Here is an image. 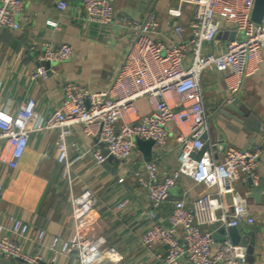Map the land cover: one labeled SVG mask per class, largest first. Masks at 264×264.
I'll return each mask as SVG.
<instances>
[{"label": "built area", "instance_id": "2783aa9c", "mask_svg": "<svg viewBox=\"0 0 264 264\" xmlns=\"http://www.w3.org/2000/svg\"><path fill=\"white\" fill-rule=\"evenodd\" d=\"M175 1L176 6L166 10L170 28L166 40L158 38L159 21L153 11L142 18L121 17L122 25L129 30L130 44L105 88L91 90L78 81L62 79L63 99L44 118L38 115L36 100L30 95L13 112L7 106L2 107L0 161L16 168L30 135L54 130L56 161L67 165L68 147L72 144L69 138L77 124L85 134L98 138L107 155L126 160L136 147L137 138L152 139L155 148L163 147L171 123L178 129L177 167L160 178L156 163L148 160L143 171L135 169L131 173L150 205L145 212L148 224L139 238L141 245L160 246L156 254L159 264H244V247L229 239L218 241L212 232L220 226L253 224L247 197L235 188L234 182L243 174L250 178L253 187L259 185L257 163L261 149L256 145L246 148L226 145L221 159L214 157L211 147L216 143L207 136L208 114L200 77L206 69L221 73L228 93L226 101L232 100L243 78L264 66V17L258 23L251 19L254 0ZM113 2L81 0L86 20L110 24L115 12ZM184 6L191 11L187 26L175 20ZM56 7L63 11L67 3L57 0ZM22 9V0H0V28H21ZM45 23L58 27L54 20ZM224 33L227 37L222 41ZM72 53L68 43L53 47L50 42H43L37 56L40 64L30 72V78L37 80L57 74L53 63L69 59ZM44 62L49 63L48 67ZM138 98H145L150 108L141 116L135 108ZM107 155L102 150L92 153L97 162H103ZM80 157L81 154L75 159ZM180 176L213 191L201 193L190 204L183 197L175 200L162 217L158 212ZM123 180L124 177L118 178V182ZM4 190L0 182V197ZM226 194L230 198L227 206L222 201ZM96 199L89 187L72 198L73 232L67 237L38 229L16 214H6L0 221V264H42V256L30 252L25 244L45 245L51 264L70 256L74 264L120 260L116 246L105 247L103 237L91 235L96 221ZM129 204V197L124 195L111 211L120 212ZM212 224L216 228L209 229Z\"/></svg>", "mask_w": 264, "mask_h": 264}, {"label": "crops", "instance_id": "0c3cea01", "mask_svg": "<svg viewBox=\"0 0 264 264\" xmlns=\"http://www.w3.org/2000/svg\"><path fill=\"white\" fill-rule=\"evenodd\" d=\"M22 1L21 28H0V109L7 106L13 112L30 95L36 100V111L41 118L61 103L62 79L78 81L91 90L108 86L130 44L129 30L120 20L123 15L142 18L148 11H153L159 21L158 38L166 40L170 31L166 10L176 6L175 0H114L112 22L99 25L86 20L81 0H65L67 7L63 11L57 9V0ZM190 17V8L184 6L175 20L187 26ZM48 19L56 21L58 27L47 25L45 21ZM45 41L53 47L68 43L73 53L65 61L53 63L57 74L32 80L30 72L40 64L37 56ZM200 80L208 114L207 136L216 143L211 147L214 157L221 159L226 145L260 147L257 172L259 183L263 184L264 66L260 65L253 74L243 78L234 97L239 100L234 109L225 107L228 93L221 73L206 69ZM135 108L138 116L150 110L145 98H138ZM168 129L166 143L160 149L153 145L149 156V160L156 163L160 178L178 165L175 141L178 129L171 123ZM55 140L54 130L33 132L16 168L0 161V182L5 188L0 197V221L6 214L13 213L38 229L67 237L73 232L71 200L89 187L97 198L96 221L91 235L103 237L105 247L114 245L121 255L116 262L102 259L98 264H159L156 254L160 252V246L145 248L139 239L148 224L145 212L150 205L145 191L131 177L133 170L143 171L146 162L138 147L133 148L126 160L107 155L103 162H97L92 153L103 151L102 143L97 137L85 134L82 126L77 124L69 138L72 144L68 147V163L65 165L56 161ZM79 154L81 157L75 159ZM119 177L124 180L118 182ZM234 186L246 195L254 218L253 224L237 226L239 234H249L251 242L245 250L244 264H264V189L259 199L251 196L253 186L243 174L239 175ZM205 191L212 192L213 189L180 176L158 213L163 217L175 200L183 197L190 204ZM124 195L129 197L130 204L120 212H112L111 207ZM229 199L228 194L222 197L225 206ZM208 228L214 229L216 224ZM25 247L32 253L38 252L43 258L42 264H51L47 260L49 252L45 245L25 244ZM161 252H164L163 248ZM55 264H74L73 256L61 257Z\"/></svg>", "mask_w": 264, "mask_h": 264}, {"label": "water", "instance_id": "95a60500", "mask_svg": "<svg viewBox=\"0 0 264 264\" xmlns=\"http://www.w3.org/2000/svg\"><path fill=\"white\" fill-rule=\"evenodd\" d=\"M264 17V0H254V5L252 8L251 13V19L254 22H260L262 18ZM220 34L218 33L217 36ZM233 36V33L231 34V37ZM45 66L48 67L49 63L44 62ZM238 98H233L230 101L225 102V107L227 108H233L238 104ZM237 108H235L236 110ZM136 146L138 149L142 152L144 158L146 161L149 160L151 147L154 144V141L152 139H140L137 138L135 140ZM103 153L107 155V151L103 150ZM249 182L251 184V180L249 178ZM264 189V183H259L257 187H253V190L251 191L250 195L253 196L256 199L260 198L261 192ZM212 237L218 241H223L226 239H229L234 244H239L244 247V250H246V247L251 243L249 234L245 236H241L238 232L237 227L231 226V227H223L220 226L216 228L212 232Z\"/></svg>", "mask_w": 264, "mask_h": 264}, {"label": "rangeland", "instance_id": "374dc122", "mask_svg": "<svg viewBox=\"0 0 264 264\" xmlns=\"http://www.w3.org/2000/svg\"><path fill=\"white\" fill-rule=\"evenodd\" d=\"M227 37V33H224V38H226Z\"/></svg>", "mask_w": 264, "mask_h": 264}, {"label": "trees", "instance_id": "16d2710c", "mask_svg": "<svg viewBox=\"0 0 264 264\" xmlns=\"http://www.w3.org/2000/svg\"><path fill=\"white\" fill-rule=\"evenodd\" d=\"M15 262L17 263V261L15 260Z\"/></svg>", "mask_w": 264, "mask_h": 264}]
</instances>
